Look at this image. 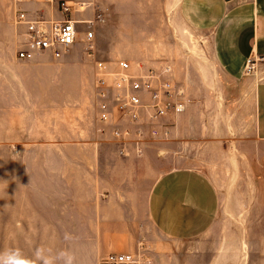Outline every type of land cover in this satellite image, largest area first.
<instances>
[{
  "label": "rangeland",
  "instance_id": "rangeland-1",
  "mask_svg": "<svg viewBox=\"0 0 264 264\" xmlns=\"http://www.w3.org/2000/svg\"><path fill=\"white\" fill-rule=\"evenodd\" d=\"M90 1L76 17H88L93 9L104 14V21L95 25L94 56L85 54L79 33L68 54L57 59L46 54L39 59L80 64L85 79L82 97L49 101L48 113H16V136L0 142V251L18 248L30 258L40 246L68 249L75 264L98 263L102 255L95 251L91 205L100 191L78 179L133 167L115 164L118 156L108 142L102 143L107 150L100 153L105 163L100 165L94 152L30 151L27 144L32 139L19 136L25 128L21 122L43 114L52 119L66 111L92 121L95 62L115 69L117 61H138L141 51L151 46L148 60L173 66L171 78L184 90V108H191L190 113L179 115L165 140L153 143L151 159L159 161V171L188 166L206 173L217 186L220 208L209 235L183 243L147 233L149 246L139 250L151 264H264V139L252 132L253 87L255 80L264 81V59L254 62L248 80H231L212 61L210 42L202 34L169 36L167 6H161V0ZM77 28L85 30L82 24ZM9 29L8 24H1V34ZM21 41L20 36L13 42L1 37L0 60L34 61L13 57ZM109 51L114 57L108 60L104 56ZM94 139L103 141L101 136L94 135ZM48 141L55 142L53 138ZM66 233L72 238L66 240Z\"/></svg>",
  "mask_w": 264,
  "mask_h": 264
},
{
  "label": "crops",
  "instance_id": "crops-1",
  "mask_svg": "<svg viewBox=\"0 0 264 264\" xmlns=\"http://www.w3.org/2000/svg\"><path fill=\"white\" fill-rule=\"evenodd\" d=\"M160 5L167 6L169 36L202 34L210 42L212 61L229 79L248 80L244 72L247 63L264 59V0H161ZM20 6L31 15L61 18L56 1L26 0ZM4 23L10 29L1 34ZM23 32L24 26L14 22L12 0H0V38L7 37L13 42L17 36L23 39ZM16 50L17 47L15 59ZM152 52L153 47H147L141 51V59L130 63L156 65L157 62L148 60ZM44 55L37 54L34 61L0 60V142H9L16 136V113H48L49 101L67 102L82 97L85 83L82 66L70 61H40ZM111 57H114L112 51L104 56L108 60ZM184 109L183 113L191 112V108ZM67 113L71 112H62L52 119L44 114L36 120L23 119L25 122L21 124L25 128L19 136L32 139L27 144L30 151L94 152L99 165L105 164L100 153L107 150L102 143L108 142L119 157L113 162L133 167L78 179L100 191L95 192L91 205L97 255L144 250L149 246L147 233L186 243L213 232L220 195L206 173L188 166L159 171L160 163L151 159L149 150L155 147L154 142L139 153L129 148L120 154V146L111 140L109 133L95 132L93 118L91 121L81 113ZM181 113L164 120L168 128H172ZM252 113L253 135L264 139V81L260 79L255 80L253 87ZM28 128L33 131L29 132ZM94 135L103 137V141L94 139ZM49 138L55 142H49Z\"/></svg>",
  "mask_w": 264,
  "mask_h": 264
},
{
  "label": "built area",
  "instance_id": "built-area-1",
  "mask_svg": "<svg viewBox=\"0 0 264 264\" xmlns=\"http://www.w3.org/2000/svg\"><path fill=\"white\" fill-rule=\"evenodd\" d=\"M25 1L12 0L14 22L24 26L17 59L31 60L37 54H48L55 59L63 57L79 33L83 34L85 53L94 56L95 25L104 21V14L93 9L89 17H76L77 13L83 14L90 0H44L56 1L60 19L29 14L20 6ZM79 24L85 30H79ZM115 64V69H110L103 62H95V132L109 133L111 140L120 146V154L129 148L139 153L146 145L167 138L169 125L164 120L184 110V90L171 78V66L167 63L133 66L119 60ZM253 69L254 64L247 63L244 72L249 74ZM98 264H151V260L140 250L111 252L101 256Z\"/></svg>",
  "mask_w": 264,
  "mask_h": 264
},
{
  "label": "clouds",
  "instance_id": "clouds-1",
  "mask_svg": "<svg viewBox=\"0 0 264 264\" xmlns=\"http://www.w3.org/2000/svg\"><path fill=\"white\" fill-rule=\"evenodd\" d=\"M71 234L66 233L65 239H71ZM0 264H75L74 254L63 249L53 251L43 246L34 250L32 257H26L18 248H9L0 251Z\"/></svg>",
  "mask_w": 264,
  "mask_h": 264
}]
</instances>
